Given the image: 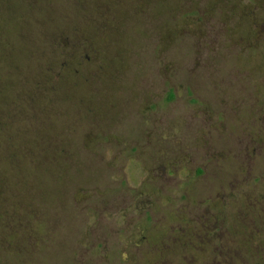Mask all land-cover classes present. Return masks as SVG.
<instances>
[{
	"label": "rangeland",
	"instance_id": "374dc122",
	"mask_svg": "<svg viewBox=\"0 0 264 264\" xmlns=\"http://www.w3.org/2000/svg\"><path fill=\"white\" fill-rule=\"evenodd\" d=\"M216 261L264 264V0H0V264Z\"/></svg>",
	"mask_w": 264,
	"mask_h": 264
},
{
	"label": "trees",
	"instance_id": "16d2710c",
	"mask_svg": "<svg viewBox=\"0 0 264 264\" xmlns=\"http://www.w3.org/2000/svg\"><path fill=\"white\" fill-rule=\"evenodd\" d=\"M200 170H201V169H198V170H197V175H201V174H202V171H200ZM149 217H150V216H149ZM30 223H31V222H30ZM30 223H29V224H30ZM30 227H31V225H30ZM31 229H32V228H31ZM27 230H29V228H28ZM89 237H90V236H89L88 234H83V235H81V236H80V239L73 243V244H74V248H75V246H76V247H78V248L81 249V250L88 249ZM219 253H220V249L217 248L216 246H213V248H212V257L215 258V256H219ZM209 256H210V254H209ZM209 256H208V257H209ZM210 258H211V256H210ZM216 263H217V261L215 262V264H216ZM209 264H212V262L209 263Z\"/></svg>",
	"mask_w": 264,
	"mask_h": 264
}]
</instances>
